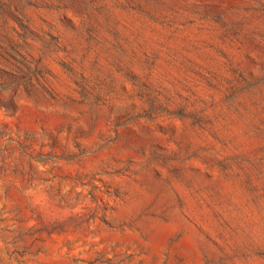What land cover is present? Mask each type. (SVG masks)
<instances>
[{
    "label": "rangeland",
    "instance_id": "374dc122",
    "mask_svg": "<svg viewBox=\"0 0 264 264\" xmlns=\"http://www.w3.org/2000/svg\"><path fill=\"white\" fill-rule=\"evenodd\" d=\"M0 264H264V0H0Z\"/></svg>",
    "mask_w": 264,
    "mask_h": 264
}]
</instances>
